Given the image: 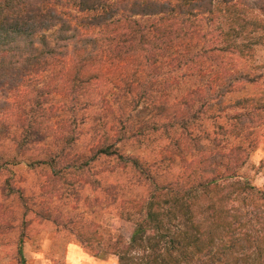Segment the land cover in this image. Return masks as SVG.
I'll return each instance as SVG.
<instances>
[{
	"label": "trees",
	"instance_id": "16d2710c",
	"mask_svg": "<svg viewBox=\"0 0 264 264\" xmlns=\"http://www.w3.org/2000/svg\"><path fill=\"white\" fill-rule=\"evenodd\" d=\"M262 45L264 0H0V66L14 68L3 72L9 96L0 104V123L14 126L13 160L35 151L52 154L55 165L65 158L80 160L79 167L100 155L122 158L120 145L137 125L110 118L114 110L106 95L114 90L135 109L154 99L146 92L159 91L155 79L163 69L210 76L208 82L216 85L238 68V60H252ZM225 53L237 58L216 63ZM142 73L148 74L147 87L141 85ZM243 79L255 84L251 94L225 103L222 92L216 104L239 108L237 123L251 133L264 124V85L257 76ZM40 83L31 98L27 87ZM52 93L72 94L71 105L54 104ZM158 93L157 114L183 116V108L168 101L171 91ZM191 94L180 103L190 102ZM99 107L110 115L104 114L103 124L92 132L90 156L71 154L84 122L73 124L59 113ZM53 116L58 119L52 121ZM47 138L54 149L43 144ZM225 139L188 130L171 139L160 149V161L172 165L178 157L185 168L168 182H158L140 158L129 156L152 187L144 200H129L121 210V218L134 226L127 240L117 235L109 244L117 264H264V186L244 178L240 170L248 153L240 145L225 152ZM240 150L246 155L239 156ZM90 248L95 256L101 252ZM18 254L25 264L20 246Z\"/></svg>",
	"mask_w": 264,
	"mask_h": 264
},
{
	"label": "rangeland",
	"instance_id": "374dc122",
	"mask_svg": "<svg viewBox=\"0 0 264 264\" xmlns=\"http://www.w3.org/2000/svg\"><path fill=\"white\" fill-rule=\"evenodd\" d=\"M228 56L237 58L225 53L215 62L229 63ZM238 64L231 75L225 74L216 85L208 82L210 76H183L182 71L160 70V77L155 79L154 90L171 91L168 96L170 105H180L183 108V116L179 119L162 117L153 109V104L159 99V91H147L148 95L154 97L151 100L154 102L144 100L145 103H140L133 109L123 97L113 95L115 91L108 82L107 87L113 90L106 95L111 110H114L112 116L100 107L97 110L75 108L59 113L72 118L73 124L84 122L79 125L80 136L76 139V146L70 149L71 154L85 151L90 156L91 153L87 150L95 137L92 132L96 131L99 124H103L104 114L121 120L124 126L133 127L136 124L135 133L120 145L118 153L122 158L117 155H100L96 160L89 159L87 164L79 167L80 160L65 158L62 163L55 165L51 161L52 154L35 151L28 152L20 161H17L19 158L13 160L15 151L12 148L11 131L14 126L0 123V264H22L18 254L19 246L22 248L25 264H117V256L109 252V244L117 235L127 240L134 226L121 218V210L129 200H144L152 187L151 181L134 169L128 158L130 155L140 158L142 164L155 173L158 182L179 179L185 168L181 161L176 157L172 165L162 163L159 152L183 131L188 130L192 135L207 132L211 138L226 137L227 149H223L225 152L230 151L234 145H240L245 149L243 152L248 153L246 163L241 167V174L257 188H262L264 124L253 127L251 133L243 132L236 118L241 110L228 107L218 109L216 99L222 92H225L224 102L251 94L255 84L244 80V74L252 78L257 76L256 81L264 85V45L257 47L252 60H238ZM253 66L259 68L255 69ZM0 68L1 104L9 96L2 84L3 72H12L14 68ZM141 77V85L149 86L148 74L142 73ZM230 83L233 85L228 86ZM42 86L41 83L28 86V95L34 98L36 91ZM230 87L231 91L228 90ZM188 92H192L190 102L184 104L183 99L180 103ZM50 98L56 105L65 102L69 106L73 99L72 94L68 96L55 93ZM3 113L4 110H0V120ZM50 119L55 121L56 118L53 116ZM178 123H184L186 127L181 128ZM43 144H48L51 149L55 148L50 138ZM207 150L209 148H206L205 153ZM62 165L66 168L62 169ZM91 246L94 250L98 247L101 252L95 256Z\"/></svg>",
	"mask_w": 264,
	"mask_h": 264
}]
</instances>
